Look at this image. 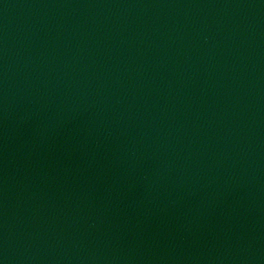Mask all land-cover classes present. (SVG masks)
Segmentation results:
<instances>
[{
    "label": "water",
    "instance_id": "1",
    "mask_svg": "<svg viewBox=\"0 0 264 264\" xmlns=\"http://www.w3.org/2000/svg\"><path fill=\"white\" fill-rule=\"evenodd\" d=\"M0 264H264V0H0Z\"/></svg>",
    "mask_w": 264,
    "mask_h": 264
}]
</instances>
